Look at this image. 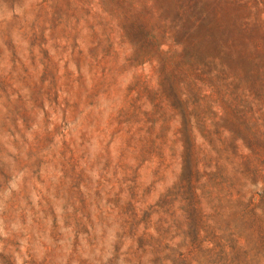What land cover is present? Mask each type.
I'll list each match as a JSON object with an SVG mask.
<instances>
[{
    "label": "rangeland",
    "instance_id": "1",
    "mask_svg": "<svg viewBox=\"0 0 264 264\" xmlns=\"http://www.w3.org/2000/svg\"><path fill=\"white\" fill-rule=\"evenodd\" d=\"M0 264H264V0H0Z\"/></svg>",
    "mask_w": 264,
    "mask_h": 264
}]
</instances>
